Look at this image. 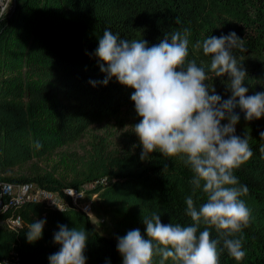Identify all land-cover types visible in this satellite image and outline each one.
<instances>
[{
  "label": "trees",
  "instance_id": "obj_1",
  "mask_svg": "<svg viewBox=\"0 0 264 264\" xmlns=\"http://www.w3.org/2000/svg\"><path fill=\"white\" fill-rule=\"evenodd\" d=\"M184 28L191 33L188 61L195 60L206 71L211 57L194 48L197 41L231 32L244 39L245 50H233L248 73L244 86L248 95L264 92V0H17L14 11L0 19V178L34 181L61 195L65 187L93 182L89 192L97 194L98 206L113 226L111 235L101 233L88 214L72 205L62 211L43 202L16 205L0 214V263L12 256L17 264H50L49 256L61 247L54 233L65 225L87 232L86 264H123L117 238L139 229L148 239L143 215L156 212L165 224L193 223L185 203L193 195V173L179 156L154 152L142 161L143 147L109 154L97 148L79 169L74 167L70 180L47 171L9 174L76 141L97 121L120 119L126 112L139 117L131 100L134 89L116 78L107 86L100 83L106 74L96 50L105 29L122 39L144 38L151 46L166 33ZM228 79L209 71L210 83L224 100L231 96ZM234 111L240 116L236 134H248L253 151L234 172L249 189L241 199L251 217L235 237H242L245 256L236 260L222 250L220 264H264V118L247 121L239 107ZM37 142L43 147L37 149ZM193 198L197 207L206 200L202 190ZM12 214L23 221L17 231L4 222ZM37 219H46L43 235L29 242L28 227ZM205 227L201 224L200 230ZM210 231L213 239L218 237L214 227ZM160 259L154 257L153 264Z\"/></svg>",
  "mask_w": 264,
  "mask_h": 264
},
{
  "label": "clouds",
  "instance_id": "obj_2",
  "mask_svg": "<svg viewBox=\"0 0 264 264\" xmlns=\"http://www.w3.org/2000/svg\"><path fill=\"white\" fill-rule=\"evenodd\" d=\"M176 24H180L179 17ZM190 35L187 28L176 30L149 46L144 38L122 39L119 33L105 29L99 39L96 55L103 61L100 69L106 74L100 83L107 86L116 78L135 90L131 100L141 119L132 129L143 147L140 159L144 161L154 152L164 157L179 156L193 173V195L185 198L186 215L193 223L165 224L156 212L143 215L148 239L139 229L117 238L123 264H153L156 256L161 258L159 264L169 260L173 264H220L222 250L236 260L246 254L242 237H235L250 222V210L241 199L249 189L239 183L234 172L253 156V151L248 134L243 138L236 134L240 116L234 110L239 107L247 121L264 118V92L248 95L244 86L247 70L233 54L234 49L245 50L244 39L235 32L196 42L194 48H202L211 57L208 71L195 60L188 61ZM209 71L215 77L229 78V99L217 94ZM92 83L95 86L97 82ZM226 119L229 122L223 124ZM260 137L264 140V132ZM35 147L43 145L37 142ZM260 152L264 155V146ZM201 190L206 200L197 207L193 197ZM45 224L46 219H37L29 225V242L42 237ZM201 224L207 227L200 230ZM58 227L54 242L61 247L49 256L50 264H86L87 232ZM213 227L218 233L215 239L210 231Z\"/></svg>",
  "mask_w": 264,
  "mask_h": 264
},
{
  "label": "rangeland",
  "instance_id": "obj_3",
  "mask_svg": "<svg viewBox=\"0 0 264 264\" xmlns=\"http://www.w3.org/2000/svg\"><path fill=\"white\" fill-rule=\"evenodd\" d=\"M140 117L126 112L120 119L105 118L91 124L76 140L58 148L44 159H33L23 167H15L9 174L30 176L34 171L53 172L56 177L70 180L74 176V167L79 169L88 161L97 148L104 154L123 153L142 147L139 137L132 127L140 122ZM102 218L105 221L102 222ZM93 225L103 234L111 235L113 226L108 217L98 206L97 198L94 213L91 216Z\"/></svg>",
  "mask_w": 264,
  "mask_h": 264
},
{
  "label": "built area",
  "instance_id": "obj_4",
  "mask_svg": "<svg viewBox=\"0 0 264 264\" xmlns=\"http://www.w3.org/2000/svg\"><path fill=\"white\" fill-rule=\"evenodd\" d=\"M16 0H0V19L10 14L15 7ZM95 186L88 182L80 187L68 186L64 188V195L52 191L34 181H9L0 178V214L10 207L27 202H43L53 208L65 209L75 206L90 217L94 213L96 193L89 192ZM102 222L105 218H102ZM8 228L18 230L23 226L20 215H10L4 220ZM0 264H17L12 256L3 258Z\"/></svg>",
  "mask_w": 264,
  "mask_h": 264
},
{
  "label": "water",
  "instance_id": "obj_5",
  "mask_svg": "<svg viewBox=\"0 0 264 264\" xmlns=\"http://www.w3.org/2000/svg\"><path fill=\"white\" fill-rule=\"evenodd\" d=\"M16 3H17V0L15 1V7H16ZM15 7H14V9H15ZM14 9H13V11H14ZM13 11H12V12H13Z\"/></svg>",
  "mask_w": 264,
  "mask_h": 264
}]
</instances>
